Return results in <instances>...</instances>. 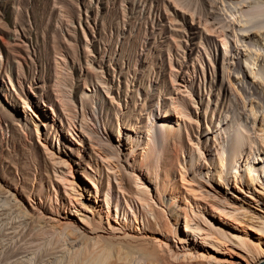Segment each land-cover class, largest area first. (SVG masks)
Instances as JSON below:
<instances>
[{
  "label": "rangeland",
  "instance_id": "374dc122",
  "mask_svg": "<svg viewBox=\"0 0 264 264\" xmlns=\"http://www.w3.org/2000/svg\"><path fill=\"white\" fill-rule=\"evenodd\" d=\"M261 1L0 0V264H70L82 249L34 204L78 234L98 222L139 232L157 215L178 260L203 251L182 238L188 217L225 237L232 253L214 264H246L240 238L264 247V26L246 21ZM148 136L155 157L142 163ZM53 154L70 166L78 211L60 207Z\"/></svg>",
  "mask_w": 264,
  "mask_h": 264
},
{
  "label": "bare ground",
  "instance_id": "6f19581e",
  "mask_svg": "<svg viewBox=\"0 0 264 264\" xmlns=\"http://www.w3.org/2000/svg\"><path fill=\"white\" fill-rule=\"evenodd\" d=\"M246 21L250 22V24L255 26L256 28H260V27L264 26V0H262L261 2H258V3L255 2L250 6V10L246 13ZM255 111L256 110H254L253 107L251 106L250 113L252 114L253 117L256 114ZM175 130L173 128H164V131L167 133L166 138L169 137L168 136L169 134L171 135L172 133H174ZM259 130L264 131L262 128H260ZM236 136H237V134H236ZM259 137H260L259 138L260 140L258 142H260L261 148L263 149L264 148V140H262L261 134H259ZM148 139L149 140H147V141L152 140V145L150 144V145L146 146L145 153L143 154L144 160L142 161V163L144 161L146 163H149L150 159L155 157V152L153 151V149L156 146H155L153 139L151 137L148 136ZM149 143H151V142H149ZM241 143H242L241 140L235 139L231 145L232 151L237 152V150H238L237 147ZM157 153H156V155H157ZM165 154H166V152L162 151L160 153L159 157L164 158ZM176 154H178V153H176ZM53 155H55V154H53ZM166 156H167V154H166ZM51 159H52L51 166H52L54 176L59 179L55 183L57 184V187H59V188L62 187V191H63L62 192L63 195L61 196L62 201L60 202V207L62 206V208H64V210L74 208V210L78 211V206L81 205V200H80L81 192L75 188L72 180L63 174L66 172H68L70 174L71 171H70L69 164L67 162H65L64 159H61L57 155L51 157ZM155 162H157V161H155ZM57 163H58V166L62 165V167L61 166H59V167L54 166V164L57 165ZM221 164H222V160L220 159V162L218 165L220 166ZM147 166H148V164H147ZM155 166H157V165H155ZM219 166L217 167V169L215 171H216V174L219 177H221V175H220L221 169H219ZM26 167L29 168L30 166L27 165ZM148 167L150 168L151 166L149 165ZM247 172H249V169ZM22 174L24 175V178H23V181L21 182V185H22V187H26L28 184L29 175H28L27 171L25 172V170L22 171ZM182 175L183 174H180V177H181L180 179H181V183H182L181 186L182 185L185 186V188H186V189L184 188L185 191L188 190V192L189 191L194 192L193 194L196 195L197 193H195V190L192 189V187H189L186 185V183L189 182L184 177L186 174L183 176ZM248 178L251 182L253 181L252 180L253 177L252 178L248 177ZM163 180L164 179H161L160 181L163 182ZM134 182H136V181L134 180ZM138 186H137V189L138 190L140 189L139 190L140 192H137L138 190L136 189L137 191L134 192V196L136 195L135 197H137L138 201L143 206H145L147 204L148 209H151L154 211V209H152L150 204L147 203V201H146V197H145L146 193L144 194L145 190L142 189L143 187L140 188ZM57 187L55 185L53 186V193L54 194L57 193ZM96 188H95V191L97 192L98 190ZM144 189H145V187H144ZM175 191H177V190H175ZM196 192H198V190ZM193 197H195V196H193ZM203 201H204V199H203ZM105 204H106V209L103 212H105V214L108 218V215L110 213V211H109L110 207L108 206L107 201ZM54 207L56 208L55 210L57 211L58 207L57 206H54ZM99 210H100V208H99ZM90 211H92V210H90ZM218 211H220V209ZM156 212H158V211L156 210ZM198 212L201 213L202 211L198 210ZM29 213H31L33 215L35 213L36 216L38 215L37 216L38 221L41 219L42 220L43 219H45V220L51 219L52 223L51 222L49 223V226H51V228L52 227L53 228L54 227L62 228V230L63 229L65 230L66 235L73 236V238H80L82 240V242H81L82 247L80 246L82 249L76 251L74 254L69 255V262H71L70 264H204V262H206V264H214L211 262V260L212 259L216 260L217 258H219L217 254L225 253L226 255H230V252H231V251H229L230 250L229 247L226 246V242L224 240L225 237L221 236L222 234L218 235V233L217 234L214 233L210 229L209 226H208L209 228H204V226L202 227L200 222H195L194 226L190 225L191 220H188L189 217L188 218L185 217L186 219H184L185 220L184 221V228H186L185 231L188 232L189 235L192 234V238L190 240L189 239L190 236H186V235H183L182 238L184 239V241H186L188 243V247L190 244L192 247H193V245H196L197 247H201L203 249V251H201V253L196 254L193 257L192 256V253H193L192 248L189 247L188 250L182 251L183 252V254H182L183 259L178 260V259H176V257L179 255V254L177 255V253L179 251L177 250V248H174V246L171 245L170 240H168V238H167V235L165 233H163V229H165L166 227H162V225L159 222L158 217L156 218L157 215L156 216L154 215L155 219L152 221L147 219V222L145 221L146 227H144L143 229L140 228L139 232L134 231V230L133 231H128V230L127 231L126 230L121 231L120 230L121 232H115L114 230H113L114 232H112L111 231L112 229L111 230H104V229H102L103 226L99 225L98 224L99 222L97 221L98 222L97 224H92V223L88 222V223H90L89 224L90 227H86V226L84 227L83 226L82 227L83 233L81 232L80 234H78L75 231H73L74 229H72L70 227L71 222L65 218V215L59 216V217L47 216V215H45L44 211L41 209L39 204H34L31 207V211ZM223 215H226V214H223ZM229 216H231L232 221L235 222L237 220L236 215H232V213H230ZM135 219H136V217H135ZM47 221L48 220H46L45 222H47ZM156 224H158L157 227H155ZM164 224H165V222H164ZM131 225L134 229L138 227L136 221H135V223H131ZM48 228H50V227H48ZM62 230H61V232H63ZM167 230L171 231L170 227L169 228L167 227ZM40 233H41V231L36 233V234H38V236H39ZM88 234L94 235L95 238L92 242L89 241L90 238L87 236ZM258 240H260V238H258ZM239 241H238L239 243H237V245H239V247L242 248L244 250V252L246 253L244 255L246 258V260H245L246 264H254L261 259V254L264 253V247L263 246L259 245L257 247H252V245L249 242H247L244 238H240ZM223 247L227 248V250ZM222 248L225 249V252H222V251H224V250H221ZM16 252H17V250H15V251L10 250V252L7 254L12 255ZM225 258H227V257H225ZM202 259H205V261H202ZM223 261L227 262L228 260L224 259Z\"/></svg>",
  "mask_w": 264,
  "mask_h": 264
}]
</instances>
